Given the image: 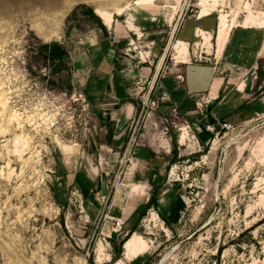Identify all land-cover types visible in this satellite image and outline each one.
<instances>
[{
  "label": "rangeland",
  "instance_id": "rangeland-1",
  "mask_svg": "<svg viewBox=\"0 0 264 264\" xmlns=\"http://www.w3.org/2000/svg\"><path fill=\"white\" fill-rule=\"evenodd\" d=\"M201 1L0 0V264H133L135 259L139 264H264V88L255 95L261 98L256 115L231 122V129L218 127L211 135L199 128L209 134L205 140L181 115L164 124L168 134L160 126L151 130L152 142L174 155L159 177L171 190L161 196L165 200L157 209L150 208L117 235L104 230L102 221L86 217L69 177L77 157L65 165L96 130V116L81 92L84 80L74 75V56L85 50V40L115 37L124 70L150 59L156 65L166 52L167 70L176 56L171 34L183 19L205 15ZM215 4L209 12L217 25L220 15L237 16L236 27L252 28L260 32L255 42L264 41V0ZM85 5L112 12V25H105L96 12L103 28L90 21ZM118 8L123 9L120 14ZM215 17L206 25H213ZM216 36L212 44L200 37L185 62L190 51L200 56L203 41V50L211 53ZM52 41L69 49L66 67L54 66L39 52L42 42ZM124 78L132 82L141 105L151 76L142 71ZM255 78L264 80V60ZM151 97L159 101L155 91ZM183 127L188 130L185 142ZM127 167L119 164L116 174ZM108 178L113 194L118 182ZM177 194L187 210L172 231L161 214ZM134 233L147 241V249L132 260L122 253L114 262L122 240Z\"/></svg>",
  "mask_w": 264,
  "mask_h": 264
},
{
  "label": "crops",
  "instance_id": "crops-1",
  "mask_svg": "<svg viewBox=\"0 0 264 264\" xmlns=\"http://www.w3.org/2000/svg\"><path fill=\"white\" fill-rule=\"evenodd\" d=\"M212 17H215L213 13L185 18L172 32L170 44L184 41L189 48L197 45L200 31L212 34L215 40L216 17L213 25H206ZM251 29L234 28L219 56L214 46L211 53L203 50L204 41L198 57L190 51L188 61L180 62L174 55L167 70L163 68L166 52L156 65L150 59L124 70L120 64L124 57L114 45L115 37H107L106 42L98 41L95 36L85 40V50L74 56V75L84 80L81 92L86 106L96 116V130L87 146L67 157L65 165L72 161L69 158L77 157L73 159L77 168L70 171L73 173L69 177L75 182L87 218L102 221L104 230L117 235L113 231L114 218H121L127 228L133 226L154 194L158 203H162L165 198L161 196L171 190L159 177L171 165L174 155L157 151L153 146L137 147L132 159L136 165H128L122 174H116L130 126L140 110L132 82L124 78L125 74L132 77L143 71L151 76L150 90L158 95L159 106L149 121L156 120L163 128V118L174 121L181 115L205 140L209 134L199 128H205L211 135L213 126L220 127L219 122L231 123L257 114L261 98L255 95L264 88V80L259 81L255 76L264 60V41L255 42L254 37L260 32ZM109 175L118 182L113 194L108 191Z\"/></svg>",
  "mask_w": 264,
  "mask_h": 264
},
{
  "label": "bare ground",
  "instance_id": "bare-ground-1",
  "mask_svg": "<svg viewBox=\"0 0 264 264\" xmlns=\"http://www.w3.org/2000/svg\"><path fill=\"white\" fill-rule=\"evenodd\" d=\"M138 3H143L142 1H138ZM117 5V4H116ZM212 5L216 6L215 0H202L201 6L205 8V15H209L210 7ZM99 6V5H98ZM119 7V6H118ZM121 7V6H120ZM96 8V7H95ZM122 8H118L116 11V14H120L122 12ZM97 14L103 19V22L105 25L110 26L112 25V21L114 19V15L112 12L106 10V9H96ZM237 16H234L233 19L227 18L225 15L219 16V24L217 28V36H216V51L218 52V55L222 54L225 50V47L229 41L230 35L234 27L240 26ZM241 26H244L241 24ZM261 27V26H260ZM200 36L206 41L212 44L213 36L210 33H205L200 31ZM173 48L175 49L176 59L180 62H185L188 54H189V45L184 41H178L175 42L173 45ZM182 134H181V140L182 142H185L188 137V130L186 127L182 128ZM146 240L136 233H134L132 236L126 239L125 247H124V257L132 260L134 257L142 253L147 249ZM116 262V264H118Z\"/></svg>",
  "mask_w": 264,
  "mask_h": 264
},
{
  "label": "built area",
  "instance_id": "built-area-1",
  "mask_svg": "<svg viewBox=\"0 0 264 264\" xmlns=\"http://www.w3.org/2000/svg\"><path fill=\"white\" fill-rule=\"evenodd\" d=\"M223 1H228V6H230L231 2L235 0H223ZM239 1L245 2L248 5L251 3L252 4L255 3L256 0H239ZM211 13H213V11H211L210 14ZM200 15H201V12L198 14V16ZM193 16H195V14L192 15V17ZM184 20L185 19H183L182 22ZM199 58L202 59V57H199ZM151 90L149 91L147 98L145 100L144 99L142 100V103L140 105V110L136 118L133 119V122L130 126L129 134H128L127 141H126V144L123 150V154L119 160L120 167H122L124 164H126V166L136 165L132 161V159L134 157V151L137 147L153 146V148L157 151H169V150H166L165 146H163L161 143L156 144V142L155 143L154 141L152 142V139L150 138L151 130L159 129L158 121L156 120L149 121L152 113L159 106V101L152 99ZM174 111H176V109ZM143 119L145 121V124L144 126H142L143 131H141L142 127L140 124ZM162 121L163 123H167L168 119L163 118ZM219 125L221 129H231L232 128V125L228 122H223V123L219 122ZM207 129L209 130L208 127ZM213 130H215V126H213ZM164 134H168V128L164 130ZM194 137H196V135H194ZM113 221H114L113 231L116 233H120L123 229L124 221L121 218H114Z\"/></svg>",
  "mask_w": 264,
  "mask_h": 264
},
{
  "label": "trees",
  "instance_id": "trees-1",
  "mask_svg": "<svg viewBox=\"0 0 264 264\" xmlns=\"http://www.w3.org/2000/svg\"><path fill=\"white\" fill-rule=\"evenodd\" d=\"M84 14L85 16L88 17V19L91 21H95L96 23H98L102 28H103V24L101 21V18L95 13V10L90 7L85 5L84 6ZM76 12L74 11V14ZM39 52L43 53L50 61H52L54 63V66H58L59 68L61 67H66L67 62L71 59V54L69 49L65 46V44H62L60 42L57 41H52V42H42L40 44V48H39ZM207 149V148H206ZM195 159V157H194ZM199 160V156H197L196 161ZM156 208L158 207V198L156 196V194H154L151 199L149 200L148 204L145 206L141 216H144L145 213L150 209V208ZM187 210V205L184 201V199L182 198V196L180 194H177L175 199L173 200V202L170 205L169 210L167 211L166 214H161L163 220L165 221L166 225L172 230L174 231V225L177 224L183 214L185 213V211ZM135 231V227L132 230V232ZM128 237H126L124 240H122L121 245L122 247L120 248V250L117 252V254L113 257V261L116 262L117 260L122 258V253H123V244L125 243L126 239ZM221 252V249L218 250V253ZM133 264H139L140 260L135 259L132 262ZM146 264H150V262L147 260Z\"/></svg>",
  "mask_w": 264,
  "mask_h": 264
},
{
  "label": "water",
  "instance_id": "water-1",
  "mask_svg": "<svg viewBox=\"0 0 264 264\" xmlns=\"http://www.w3.org/2000/svg\"><path fill=\"white\" fill-rule=\"evenodd\" d=\"M96 12V11H95ZM97 13V12H96ZM126 242V241H125ZM125 247V243L123 244V248ZM123 254H124V251H123Z\"/></svg>",
  "mask_w": 264,
  "mask_h": 264
}]
</instances>
